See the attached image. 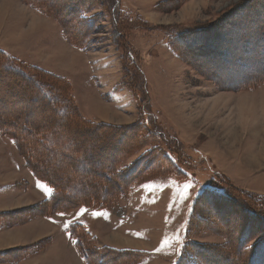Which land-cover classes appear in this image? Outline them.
<instances>
[{
    "label": "rangeland",
    "instance_id": "374dc122",
    "mask_svg": "<svg viewBox=\"0 0 264 264\" xmlns=\"http://www.w3.org/2000/svg\"><path fill=\"white\" fill-rule=\"evenodd\" d=\"M35 1L0 0V41L18 44L32 32L31 24L41 32L36 41H42L29 51L10 46L22 55L4 52L10 59L0 55V69L22 63L64 79L68 88L55 87L69 101L65 108L72 103L75 117L61 121L39 96L25 92L20 79L14 76V83L0 70V128L14 117L31 131L39 127L29 137L55 151L42 161L59 177L58 186L42 181L19 137L0 129V186H13L0 192V264H81L78 253L92 260L102 243L116 248L113 256L97 252V263L108 256L107 264H264V82L254 84L264 78V55L256 54L264 37V0H159L153 10L118 0L120 32L111 24L109 0H42L37 7L50 3V11L66 22L77 19L69 44L83 49L82 58L75 61L67 52L45 56L69 71L76 63L72 78L29 57L64 41L60 27L46 34L45 23L32 19L28 27L22 21L29 19L25 5ZM129 7L138 10L135 15L125 12ZM81 8L89 11L78 18ZM126 46L145 72L139 78L127 64ZM0 48L8 47L0 42ZM143 108L156 114L155 126L166 133L167 144L153 135ZM76 126L84 127L81 134ZM88 185L108 190L100 196L114 192L108 208L104 200L64 208L47 203L57 192L73 187L70 194L80 195ZM192 207L194 220L187 219ZM6 232L15 240L4 243ZM65 232L78 252L67 263L58 260L63 252L65 260L71 258Z\"/></svg>",
    "mask_w": 264,
    "mask_h": 264
},
{
    "label": "trees",
    "instance_id": "16d2710c",
    "mask_svg": "<svg viewBox=\"0 0 264 264\" xmlns=\"http://www.w3.org/2000/svg\"><path fill=\"white\" fill-rule=\"evenodd\" d=\"M39 3L41 4L42 3V0H36L33 3V5H31V6L32 7H35L36 5H39ZM72 4H75V1L74 0H73ZM40 7H37L36 6L35 8L38 9V11L41 14H43V15L49 17V18H52V19H54L55 21H57L59 23L61 29L63 30L65 39L68 42L71 41V40H73L72 38H74L73 33H74V30H75V26H73L72 23H73V21H75L77 19H74V18H70L69 17V18L66 19L67 20V22H66L65 20L62 19V18H64L63 15H56V14L53 13L52 10L50 11V9H51L50 3H46V4H44V5L40 6ZM116 7H117V0H109V8H108V11H109V17H110V20H111V24L115 27V29H117L120 32V29H119V20L120 19L119 18L122 17V14H121L122 11L120 12V14H118V12L116 10ZM88 11H89V8H84V9L81 8L80 11H79V13H78V18L79 17H83L84 15H86L88 13ZM120 36L123 37L122 34H120ZM259 41L262 42V43L260 44ZM75 47L78 48L79 46L78 45H75ZM257 47H258L257 56L258 55L260 56V54L263 56L264 55V37L261 38V39H259L257 41ZM79 49H81V48L79 47ZM81 50H83V49H81ZM193 50H194V52H196V48L193 49ZM0 55H3L5 57H7L6 54L4 52H2V51H0ZM125 55H126V58H127L126 59L127 60V64L129 65V67H131L132 69H134L135 75L138 76V75H141V74H145V72L142 69H139L138 66H137V64L130 59V56H131V47L126 46ZM252 57L254 58L255 55H253ZM7 58H9V57H7ZM244 60H245V58H244ZM262 60H260L259 64L262 63L261 65H264V59H262ZM238 61H242V60L238 59ZM19 64L21 66L16 65V63L13 62V63H10V64L6 65L5 66L6 67L5 69L2 68V70L1 69L0 70L3 71V73H4V75L6 77L9 76L8 78L12 79V81L14 83H15L14 76H16V78L20 79L19 81L21 82V84L24 85V87L26 85L28 86V88L24 89L25 92L26 91H28V93L34 92V94L36 96H39L42 104L44 103V104L48 105V106H46L44 108H49L50 112L53 115L55 114L57 116V118L60 119L61 121L62 120H67L70 117H72V118L75 117V112H74V109L72 108V106H73L72 103H70V104L68 103L69 106L67 108H65L67 106V103L66 102H69V101L66 98H64L62 96V94L60 93V91H59V90H61V88L64 90V87L65 88H68L69 87V84H66L65 83L66 81L64 79H62V78L60 79V78H57V77L55 78V77L49 76L47 73L38 72L36 70H31V69H29L28 67H26L22 63H19ZM138 78H139V76H138ZM216 78H218L217 75H216ZM52 79L58 81L62 85H56L55 83L52 82ZM216 80H220V79H216ZM261 81L264 82V78L258 79L254 84L257 85L258 82L261 83ZM244 82L246 84H248L245 79H244ZM233 84H236V82L233 83ZM246 84H244V85H246ZM244 85L242 87H244ZM55 86H61V88L57 87V89H56ZM242 87H240V88H242ZM144 109L145 108H143V110H142L143 112H144ZM147 109L148 110L145 109L146 112L147 111L149 112L150 111L149 108H147ZM56 111H57V113H56ZM148 112L147 113L144 112V113L149 117V122H150V124H152V127L155 128L152 131L153 132V135L155 137H157V139L162 140L164 143L167 144V142H168L167 141L168 140V136L166 135V133L159 131V128L155 126V124H156V114L155 113H148ZM18 116H17V118H18ZM48 118H49V121H51V122H52V120H54L52 116H49ZM2 126H4V127H1L0 129H4L5 128L6 130H9L16 137H19V140L24 144V146H25L24 148H26V150H27V153H26L27 154V157L26 158H27V160L29 162V165H30L31 170L33 172H35L36 175L39 178H41L42 181H45L47 183H53L54 185H57L58 184V181H59V180L57 181V179H59V177L58 178L56 177L57 179L56 178H53V175H54L52 173L53 172V170H52L53 168L50 169L51 166H49V164L48 165H45L43 163L44 161H42V159L44 157H48L50 154H54L55 151L47 149L46 145L43 142H41L39 139H36V138L33 139L32 137L31 138L29 137V133H31V132L36 133V131H37L36 129H39V127H36L35 130H34V128H32L33 131H31L27 127L22 126L20 123H17V120H16L15 117L13 118V121H7V120L2 121ZM50 127L51 126L48 125V128L46 130H50L51 129ZM72 129H73V127H72ZM74 129H77L78 134H81V131H83L84 127L83 126H79L77 128H74ZM48 132H49V134H52L53 133L52 130L51 131H48ZM44 136H45V138L48 139V133L47 134H44ZM29 139L32 142H30ZM174 140L177 143V147H179V148H182L183 147L182 144L179 142V140H178V138L176 136H174ZM26 146H28V147H26ZM128 152H131V150L130 151L128 150L127 153ZM23 154H24V152H23ZM42 156H43V158H42ZM33 159H35V160H33ZM94 159H95L94 158V155L93 156L91 155V156H89L87 158V161L89 163H91V162H94ZM31 160L35 161L36 164L35 165L31 164V162H30ZM141 165H142V163H140V165H137V166H141ZM137 166H135V168H134L136 171H137ZM45 169H49L51 173L50 172L49 173L45 172ZM134 169H133V172L135 173L136 171ZM216 176L218 178H220L221 180H222V178H225L221 174H217ZM129 182H127V185L129 184ZM60 183H61V186L64 187V186H67V183L68 182H67V180H60ZM88 186L89 187L87 189L85 188V189L79 190L82 194H85V195H82V194H80V195L74 194L73 195V193L70 194V192L71 191L73 192V189H74L72 187L70 189V191H68V192L67 191L66 192H63V191L57 192V194L54 196V199L52 200V202H47V203H49L50 207L57 205L56 207H60V208L63 207L64 208L65 205H68V204H71L72 205V204H76V203H80V202H84L86 204H89L91 200H96V201H102V200H104L103 202L105 204H108V205L107 206L104 205L103 208H105V207L108 208V206H110L108 200L113 196L114 192L113 193H109L107 195V197H104V196H100L99 193H101V195H102V192L104 190H106V188L103 189L102 187H99L100 189L98 190L95 186H92V185H88ZM122 190H124V188ZM106 191H108V190H106ZM212 194H213V196H216L217 198H222L223 197L220 193H215V195H214V193L212 192ZM98 196H100V197H98ZM86 198L89 199V200H87ZM100 205H103V203H100ZM40 211H41V209H40ZM194 214H195L194 213V210H192V213H191V216L190 217L193 220H194ZM73 235L74 236H79V234H73ZM81 235H82V238L84 239V237H85L84 236V233H82ZM90 240L92 241V239H90ZM83 241H85V239ZM83 243L85 244L86 242H83ZM78 249H80V247ZM101 250L104 251L105 253L109 252V254L111 256H113L114 255V252H115V250L114 249H111V248H104V249H101ZM101 250L97 248L96 251H94L97 256L95 255L94 256V259H92V260L87 255V253H84L82 250H81V253H83V255H85L86 261L89 264H107L106 261L109 258L108 256H103L99 260L98 263L96 262V257H98L97 252H101ZM129 252H131V251H129ZM252 261H253V257H252ZM254 263L255 264L256 263L257 264H263V261L255 262V260H254ZM231 264H233V263H231Z\"/></svg>",
    "mask_w": 264,
    "mask_h": 264
},
{
    "label": "crops",
    "instance_id": "0c3cea01",
    "mask_svg": "<svg viewBox=\"0 0 264 264\" xmlns=\"http://www.w3.org/2000/svg\"><path fill=\"white\" fill-rule=\"evenodd\" d=\"M136 1L138 2V5H137L138 10L140 8H143L144 9V7H147L146 8L147 10H153V6L155 4H158L159 3L158 2L159 0H136ZM17 3H19V2L17 1ZM139 5H141V6L138 7ZM25 6H26L27 10L29 11V12L25 11L26 14L29 13L30 15L28 14V16H27V18H29L27 20V22H26V19H24L22 21L28 27L30 26L32 19H35L37 22H42V23H45V25H47V27L43 31V33H46V34H54L55 33V29L58 28V27H60L59 23L57 21H55L54 19L49 18L47 16H44L39 11H37V10L35 11L34 9H32V7H30L28 5H25ZM138 10H136L135 7H133V8H130L129 7L125 12L126 13H129V14H131V12H132L135 15V11H138ZM31 25H32V30H31L32 32H30L28 34L26 33L25 37H21V39H19L20 41H19L18 44L15 45V44L7 43L5 41H0L2 43H5L6 47H8L6 49L0 48V51H3L5 53H8L10 56H14V55L17 56V55H22V53L20 51H13L12 49L9 48L10 46H12V47L13 46L14 47L15 46H17V47H21L22 46L21 48L27 49V51H29L30 48H33V47L36 48L34 46L33 42H37L36 41V37L38 35H40L41 32L39 30H36L34 28V24H31ZM19 28L21 29L23 27H19ZM60 29H61V27H60ZM61 31H62L63 38H64L63 44L60 43L59 45H57V47H55V48H49L47 50L45 48H43V47H41L40 50H38V51H37V49L36 50L34 49L35 50L34 51L35 52L34 55L32 54L29 57L33 58V60L34 59H37V61H34V62L37 63L38 66H41V64H42V66H43L42 68L45 69V70H47V71H49V72L57 73V74H60V75H62L64 77H67V75L70 74L71 75L70 77L72 78L73 73H75V70H76V68H75V64L76 63H74L73 66H72L73 70L72 71H69V69H65L63 66H61V64L56 63L55 61H50V60L47 61L45 59V56H48V54L56 55V58H59V57L62 58L64 56V52H67L70 56H73L75 58V61H77L78 60V57H80V56L82 58V56L84 54L83 50H81V49H79V48H77V47L69 44V42L65 39V36H64V33H63V30L62 29H61ZM37 43L38 44H42V41L41 42H37ZM14 50H16V49L14 48ZM18 53H20V54H18ZM24 53H26V52L24 51ZM62 61H63V59H62ZM99 108H103V107L100 106ZM99 117L106 118L107 119L108 118V114H106V113H104V114L102 113L101 114L100 113ZM16 167H17V165L15 166V168ZM15 170L17 171L18 169L16 168ZM12 187L13 186H11V185H9V186L8 185H5V187H1L0 186V192L5 191L8 188H12ZM107 210L109 211V209H107ZM192 210H193V207L188 212L187 219H188L189 216H191ZM100 213H105V212H100ZM40 228L43 229L44 226H42ZM36 229H37V227H36ZM86 229L90 232L89 228H86ZM9 233L10 232H6L5 236H8V237L5 238L4 243H6V241L12 242L13 240H15L14 239L15 236H10ZM90 234L93 235L91 232H90ZM94 236L97 237L98 239H100V236H98V235H94ZM63 239H64L65 242L66 241H69L68 240V234L66 232H65V236L63 237ZM64 241H63V243L60 242V244L61 245L64 244L65 243ZM68 245H69V248L71 250V253L68 252L66 255H68L71 258H70V260H68L67 258L65 260V252H63L62 253L63 254V257L61 255H59L60 258L58 260L60 262L61 261L64 262V263L70 262L72 260V257H73V256H71V254L74 253V251L77 252V249L75 248L76 246L74 245V243L72 241L71 242L69 241V244ZM101 245H102L101 247H104V248H111V249L116 248V247L112 246L111 244L109 245V244H106V243H102ZM117 246H119V245H117ZM129 249H132V248H129ZM156 249L158 251L159 245L156 246ZM78 255H79V261H80V263L81 264H83V263L84 264H87V262L84 261L83 258L80 257V254L79 253H78ZM82 261H83V263H82ZM10 264H16V263H10Z\"/></svg>",
    "mask_w": 264,
    "mask_h": 264
},
{
    "label": "snow or ice",
    "instance_id": "6c2138e0",
    "mask_svg": "<svg viewBox=\"0 0 264 264\" xmlns=\"http://www.w3.org/2000/svg\"><path fill=\"white\" fill-rule=\"evenodd\" d=\"M37 186L38 187H41V188H44L45 189V191H48V192H50L51 190L50 189H47V188H45V186L43 185V184H37ZM188 185H185V190H187L188 189ZM84 210H82V212H83ZM61 214H63V213H61ZM69 223H71V222H69Z\"/></svg>",
    "mask_w": 264,
    "mask_h": 264
},
{
    "label": "bare ground",
    "instance_id": "6f19581e",
    "mask_svg": "<svg viewBox=\"0 0 264 264\" xmlns=\"http://www.w3.org/2000/svg\"><path fill=\"white\" fill-rule=\"evenodd\" d=\"M258 13V12H257ZM255 14V13H254ZM259 53V52H258ZM257 54V53H256ZM254 58H256V57H254ZM262 64V63H261ZM252 75V74H251ZM0 77H3V76H0ZM9 77V76H8ZM17 79V78H16ZM15 79V80H16ZM12 80V79H11ZM16 83V82H15ZM10 85H13V82H12V84H10ZM14 86V85H13ZM3 87V86H2ZM73 128H77V127H73ZM257 134V133H256ZM257 137V136H256ZM261 137V136H260ZM114 147H115V145H114ZM255 148H257L256 146H255ZM252 149V148H251ZM255 150V153H256V149H254ZM261 153V152H260ZM259 153V154H260ZM257 156V155H256ZM253 158V157H252ZM249 161V160H248ZM232 263V262H231ZM233 264H235V263H233Z\"/></svg>",
    "mask_w": 264,
    "mask_h": 264
},
{
    "label": "water",
    "instance_id": "95a60500",
    "mask_svg": "<svg viewBox=\"0 0 264 264\" xmlns=\"http://www.w3.org/2000/svg\"><path fill=\"white\" fill-rule=\"evenodd\" d=\"M119 6H120V2H118V0H117V7H116L117 12L119 10Z\"/></svg>",
    "mask_w": 264,
    "mask_h": 264
}]
</instances>
